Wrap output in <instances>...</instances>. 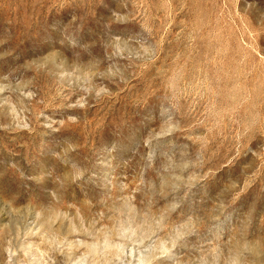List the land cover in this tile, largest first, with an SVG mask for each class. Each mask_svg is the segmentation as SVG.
<instances>
[{
  "label": "rangeland",
  "instance_id": "rangeland-1",
  "mask_svg": "<svg viewBox=\"0 0 264 264\" xmlns=\"http://www.w3.org/2000/svg\"><path fill=\"white\" fill-rule=\"evenodd\" d=\"M0 264H264V0H0Z\"/></svg>",
  "mask_w": 264,
  "mask_h": 264
}]
</instances>
